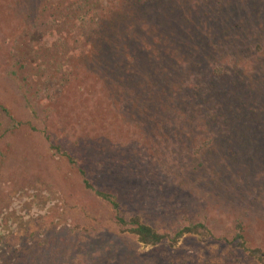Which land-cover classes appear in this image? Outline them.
<instances>
[{
  "label": "rangeland",
  "instance_id": "1",
  "mask_svg": "<svg viewBox=\"0 0 264 264\" xmlns=\"http://www.w3.org/2000/svg\"><path fill=\"white\" fill-rule=\"evenodd\" d=\"M8 2L0 0V264L31 258L37 264H264L232 240L241 225L246 246L264 258V0H161L123 21V30L132 28L139 38L138 29H145V42L156 48L163 30L177 38L195 34L197 48H243L245 108L232 109L243 116L250 107L247 123L234 125L231 110L229 135L202 148L206 138L197 133L162 137L172 135L167 125L149 123L137 110L139 96H115L112 75L96 72L93 58L83 61V83H71L76 64L67 66L69 48L56 50L54 37L42 33L55 11H46L37 26L25 25L41 1L32 0L30 9L24 1ZM120 26H113L116 35ZM122 39L109 45L111 55L115 45L125 46ZM136 44L127 45L133 62ZM168 115L156 112L160 120ZM78 169L95 188L118 194L126 218L137 215L169 233L188 221L204 223L211 235L150 247L119 234L113 211L85 188Z\"/></svg>",
  "mask_w": 264,
  "mask_h": 264
},
{
  "label": "trees",
  "instance_id": "2",
  "mask_svg": "<svg viewBox=\"0 0 264 264\" xmlns=\"http://www.w3.org/2000/svg\"><path fill=\"white\" fill-rule=\"evenodd\" d=\"M7 1H12L11 3L8 2L9 6L14 5L13 3H17V1L18 3L24 1L29 9L33 4L32 0ZM40 1L41 3L34 8L35 14L26 16L25 25L37 26L39 18L46 11H55L48 23L47 31L43 30L42 33L46 39L54 37L53 48L55 47L56 50L59 45L65 49L69 48L70 62L67 66L70 68L72 64H76V68H73V77L72 70H69L71 83L78 82L79 78L83 83L85 78L79 75L86 66V64L83 65V61L88 57L95 59L93 68L96 72L104 71L103 75H112L113 79H110L109 82L112 90L115 91V96L122 98L119 95L122 91L128 92L134 99L139 96L141 100L135 101L137 110H142L148 116L149 123H153L158 128H162L163 124L167 125V132H171L172 135L167 133L163 134L162 137L173 139L182 133L184 134L182 136H187L188 132H191V135L197 133L195 138L201 136L206 138L204 142L199 144V147L202 148L212 142L214 143V138H224L229 135V132L226 131L228 128L226 122L232 111L237 114L235 116L237 117V124L234 125L247 123L244 115L249 113L250 107L244 109L243 116L232 109L236 105L244 104L245 101V90L241 80L247 78L243 71L246 70L248 64L244 63L242 59L244 57L243 48H236L234 51L231 45H217L222 52L215 51L216 44L214 48H209V45L197 48L192 42L193 38H196L195 34L182 33L177 38V35L172 31H170L172 33L166 34L165 30L161 32L163 35L160 36L163 39L160 43L162 45L156 48L153 43L145 42L150 35L145 29H138L141 33L140 38L136 33L134 34L132 28L123 30L122 24L123 21H128L126 18L128 14H135L143 8L150 9L161 0H112L104 9L100 10H94L92 7L95 0H75L71 1L70 4H67V0H61V3H57V0ZM58 4L66 5L63 8L62 6L59 7ZM121 18H123L122 21H118ZM118 23L121 25V30L116 35L113 26ZM121 37L125 46L123 45L121 49L115 45V52L111 55L112 48L109 45L116 43L115 40L117 38L119 40ZM135 40L139 41V47L131 52L137 58L134 64L130 60L129 51L132 49L128 50L127 45L131 42L132 46H137ZM200 49L202 50L200 51ZM207 61L208 67L212 69L207 68L201 74L203 70L201 67ZM249 61L250 59H248ZM251 64V66H255L252 62ZM105 79L107 80L108 76ZM132 104L135 105V103ZM243 107L245 108V104ZM251 107L255 109L254 106ZM158 110L171 115L160 120L161 118L156 117ZM178 120L182 128L178 125L175 126ZM234 125L232 126L233 129H235ZM258 132L254 129L251 137L254 138V134L258 135ZM46 137L49 141V136ZM52 149H55L57 153L61 152L58 146L53 145ZM168 151L169 148L166 152ZM64 155L71 164H74L75 161L71 155L67 153ZM78 172L83 179L85 188L106 203L113 211L119 234H129L137 238V241L144 246L155 247L163 242H168L171 247H174L186 235L203 238L211 235L204 223L188 221L185 226L178 228L174 233H169L158 231L144 224L137 215L126 218L121 209L118 194L95 188L86 178L82 169H78ZM163 179L167 178L163 177ZM167 187L169 186L167 185ZM237 228L239 233L232 240L238 241L237 243L241 248L264 263L262 256H256L259 253L258 250H251L246 246L241 225H238ZM55 255H59L57 251ZM25 262L26 264H37V259L31 258ZM71 262L76 263V259Z\"/></svg>",
  "mask_w": 264,
  "mask_h": 264
}]
</instances>
